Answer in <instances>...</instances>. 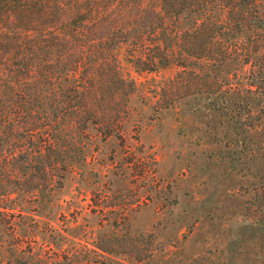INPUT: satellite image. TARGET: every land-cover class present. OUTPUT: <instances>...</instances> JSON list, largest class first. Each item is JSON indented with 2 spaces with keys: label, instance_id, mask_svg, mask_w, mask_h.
Returning <instances> with one entry per match:
<instances>
[{
  "label": "rangeland",
  "instance_id": "rangeland-1",
  "mask_svg": "<svg viewBox=\"0 0 264 264\" xmlns=\"http://www.w3.org/2000/svg\"><path fill=\"white\" fill-rule=\"evenodd\" d=\"M263 56L254 67L264 69ZM122 64L138 93L106 138L101 126L85 131L83 167L61 172L53 192L0 185L29 225L0 228V264L31 254L38 264L71 257L77 264H264V95L250 93L251 67L235 80L243 91L233 99L242 103L236 114L251 125L252 139L243 141V129L220 119L208 100L156 111L174 66L142 72ZM15 91L3 90V104Z\"/></svg>",
  "mask_w": 264,
  "mask_h": 264
},
{
  "label": "trees",
  "instance_id": "trees-1",
  "mask_svg": "<svg viewBox=\"0 0 264 264\" xmlns=\"http://www.w3.org/2000/svg\"><path fill=\"white\" fill-rule=\"evenodd\" d=\"M262 6L264 0H0V185L53 192L61 172L85 165V131L101 126L106 138L138 93L122 60L142 72L177 69L160 88L156 111L208 100L220 119L243 129V141L252 139L251 125L236 114L242 103L233 99L243 93L238 72L249 66L250 93L264 95V69L253 63L264 52ZM11 85L6 106L1 94ZM8 195L0 192V228L14 233L28 222ZM62 261L52 262L77 264ZM38 263L31 254L20 264Z\"/></svg>",
  "mask_w": 264,
  "mask_h": 264
}]
</instances>
